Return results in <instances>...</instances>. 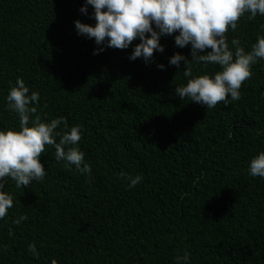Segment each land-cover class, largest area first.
<instances>
[{
  "label": "trees",
  "instance_id": "obj_1",
  "mask_svg": "<svg viewBox=\"0 0 264 264\" xmlns=\"http://www.w3.org/2000/svg\"><path fill=\"white\" fill-rule=\"evenodd\" d=\"M85 3L0 0V130L20 128L6 98L21 78L39 93L31 106L42 121L81 127L76 147L91 168L65 167L46 145L42 180L3 181L13 207L0 219V264H177L185 252L180 264H264V178L249 172L264 151V59L239 100L207 108L175 88L219 65L190 60L178 33L162 35L149 61L130 59L139 38L123 50L97 45L75 27L96 23ZM249 15L226 34L233 51V39L250 51L264 36V16ZM177 52L191 77L184 61L169 63ZM121 172L142 179L130 188Z\"/></svg>",
  "mask_w": 264,
  "mask_h": 264
},
{
  "label": "clouds",
  "instance_id": "obj_2",
  "mask_svg": "<svg viewBox=\"0 0 264 264\" xmlns=\"http://www.w3.org/2000/svg\"><path fill=\"white\" fill-rule=\"evenodd\" d=\"M87 5L94 8L95 25L76 20L75 27L78 34L94 38L97 45L106 42L107 47L123 50L139 38L140 42L135 45L130 59L143 57L149 61L155 51H164L160 43L162 35L178 33L175 44L181 48L191 45L190 60L219 65L220 71L214 77L202 74L175 88L181 99L189 98L207 108H215L221 102L227 106L229 97L231 101L239 100L243 82L252 76L251 66L258 59H264V36L258 37L250 51H245L238 39L231 41L233 51L226 36L230 28L236 30L240 18L246 13H250L249 20L255 19L257 14L264 16V0H86L80 11L86 13ZM190 60L177 52L169 63L179 68L184 61L183 75L191 77ZM158 67L163 69L164 65ZM28 93L29 88L23 79L17 78L6 98L9 110L19 116L20 128L0 130V189H3V181L7 178L13 179L16 187L42 180L45 167L40 157L46 145L55 147V158L66 161L65 167L75 165L81 174L90 176V166L86 163L81 166L84 153L76 147L81 140V127L72 126L68 130L64 117L42 121L39 115H35L37 108L31 106L33 102H38L39 93ZM30 121L32 126H29ZM61 124L63 128L57 131ZM56 137H59V142ZM249 172L252 176L264 178V151L251 159ZM120 175L129 180L130 188L142 179L139 175L131 177L123 172ZM12 207V196L0 190V219ZM27 218L22 215L14 223L20 224ZM28 249L38 257L35 244H30ZM188 258L185 252L182 257H177V264ZM52 264L56 261L53 260Z\"/></svg>",
  "mask_w": 264,
  "mask_h": 264
}]
</instances>
